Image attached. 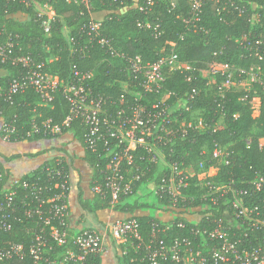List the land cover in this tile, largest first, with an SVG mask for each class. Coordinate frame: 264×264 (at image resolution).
I'll return each instance as SVG.
<instances>
[{"label":"built area","instance_id":"2783aa9c","mask_svg":"<svg viewBox=\"0 0 264 264\" xmlns=\"http://www.w3.org/2000/svg\"><path fill=\"white\" fill-rule=\"evenodd\" d=\"M5 1L33 8L46 30L58 18L54 2L59 0ZM155 1L144 0L134 7L145 13ZM207 1L187 0L190 10L184 21L187 24L200 21ZM217 1L222 3L217 8L219 14L228 7L243 11L234 1ZM74 2L90 10L95 2L123 5L126 0ZM100 25L101 22L93 21L87 27L90 40L108 45L109 39L100 35ZM137 26L146 28L151 24L138 18ZM4 35L0 43V73L5 72L7 65L17 67L18 72L6 86L0 81L3 139L11 141L14 135L20 134L17 116L8 119L4 116L6 104H13L18 95L29 89L38 94L45 106L60 94L69 104L64 124L68 126L74 119H80L85 125L86 147L97 157L93 191L112 207L132 193L136 181L149 166L158 164L161 155L165 157V147L173 146L179 136L188 133L187 128H176L178 119L173 109L176 100L150 102L148 98V94L160 93L164 88L166 68L190 73L195 69L179 58L175 42H170V51L154 62L145 63L140 55L131 58L126 68L128 80L123 82L129 97L126 93L113 97L93 90L91 71L74 66L69 81L45 72L44 63L20 52V35L11 32ZM155 35H158L156 29ZM246 48L249 50V46ZM208 67L223 80L220 84L216 82L220 93L225 87H235L236 72L243 78L251 77L264 89V76L258 66L242 69L229 63L211 62ZM196 94L193 88L187 103ZM165 95L176 93L169 91ZM48 128L51 133H61V125L50 126V119L39 123L34 118L27 135L42 130L46 133ZM223 148L216 143L213 157L223 158L226 163L229 154L227 151L224 155ZM66 164L63 157H58L53 163L41 166L39 173L12 182L0 169V264H101L100 256L106 250L107 240L118 249L124 264L126 261L129 264H264V174H256L245 185L234 180L216 184L208 180L214 175L201 179L197 174L200 184L206 186L202 198L208 205L205 212L192 219L191 225L183 221L163 224L153 221L145 231L138 218L129 216L115 219L105 230L95 227L74 230L70 224V170ZM163 164L165 174L159 183L153 184V190L156 195L166 196L169 205L174 207L186 198L183 189L196 174L177 161ZM222 198L224 207L217 216L209 206L219 204ZM173 226L180 231L173 233ZM15 229L23 230L25 235L21 241L7 237Z\"/></svg>","mask_w":264,"mask_h":264},{"label":"trees","instance_id":"16d2710c","mask_svg":"<svg viewBox=\"0 0 264 264\" xmlns=\"http://www.w3.org/2000/svg\"><path fill=\"white\" fill-rule=\"evenodd\" d=\"M143 1L126 0L123 5L95 2L92 9L88 10L74 0H59L54 2L58 18L46 30L41 26L33 8L19 2L0 0V43L4 41V34H18L20 52L30 54L37 62L44 63L45 72L69 81L74 66H77L93 73L91 86L95 92L118 97L126 93L123 82L128 80L126 68L131 58L140 55L145 63L154 62L170 51V42H175L174 48L179 58L195 69L190 73L166 68L164 88L160 93L148 94L149 101L164 99L173 103L177 98H188L195 88L197 94L189 99V109H180L177 116L181 119L191 111H199L207 128L200 132L189 130L184 137L179 136L173 146L164 148L166 159L169 162L177 161L184 167L202 159L206 166L213 165L216 160L213 149L217 143L227 147L228 162L219 164L218 172L208 178L211 182L224 184L234 180L237 184L245 185V181L254 178L256 174H264V144L260 142L264 138V89L259 88L260 115L256 118L253 116L252 104L257 91L225 87L223 93H220L218 85L209 84L208 79L201 75V70L206 69L211 62H218L242 69L258 66L264 76V0H231L243 11L228 7L222 14L217 10L222 3L208 0L203 8L202 19L188 24L184 21L190 10L187 0H156L145 13H141L134 5ZM138 18L150 22L151 27H138ZM93 21L101 22L99 32L109 39L108 45H102L96 39L90 40L87 27ZM62 26L68 30L67 36ZM246 46H249V50ZM17 72V67L7 65L5 72L0 73V81L6 86ZM218 79L221 80L220 77ZM169 91L176 95L166 96ZM68 112L69 104L60 94L45 106L41 104L38 94L29 89L18 95L13 104L5 105L4 116L7 119L17 116L20 134L14 135L11 141L44 140L58 136L51 133L49 128L46 133L42 130L27 135L34 118L39 123L50 119V126L61 125L62 134L71 133L85 146L84 158L93 166L95 178L97 157L86 147L85 125L78 118L70 125H65ZM220 118L222 123L216 125ZM66 165L69 169V164ZM0 169L9 178L1 162ZM40 171L41 167L35 173ZM165 171L164 165L149 166L136 181L132 193L123 196L113 207L99 194H96L92 204L83 198H80L81 203L87 209L113 208L126 213V217H136L145 231L153 221L160 224L178 221L193 224L192 219L205 212L208 205V201L202 198L206 186L200 184L197 178L199 172L190 177L189 186L183 189L186 198L181 199L177 206H170L166 196L156 194L154 201L142 200L149 193V184L159 183ZM224 200L222 198L219 204H211L209 209L220 216ZM159 210L163 211L162 214L158 213ZM168 212L173 217L167 215ZM178 231L173 226L172 232ZM24 235L23 230L15 229L7 237L21 241ZM126 264L129 262L126 261Z\"/></svg>","mask_w":264,"mask_h":264},{"label":"crops","instance_id":"0c3cea01","mask_svg":"<svg viewBox=\"0 0 264 264\" xmlns=\"http://www.w3.org/2000/svg\"><path fill=\"white\" fill-rule=\"evenodd\" d=\"M51 139L34 141H7L0 130V162L8 171L10 182L28 174L34 173L39 167L53 163L58 157H63L69 164L70 192L69 204L71 209L70 224L74 230L95 227L105 230L117 218L126 217L113 208L87 209L80 198L91 203L96 193L93 191L94 168L84 158L85 146L71 133H57ZM13 156H16L12 158ZM10 157V160L6 158ZM153 184V183H152ZM100 256L101 264H124L118 249L109 244ZM111 255V256H109ZM114 260V262H113ZM113 262V263H112Z\"/></svg>","mask_w":264,"mask_h":264},{"label":"rangeland","instance_id":"374dc122","mask_svg":"<svg viewBox=\"0 0 264 264\" xmlns=\"http://www.w3.org/2000/svg\"><path fill=\"white\" fill-rule=\"evenodd\" d=\"M61 28L64 31L65 35L67 36L68 30L66 29V27L62 26ZM201 75H202V77L208 79V83L211 85H215L216 82H218L219 84L223 82V80L218 79L215 74L210 72L209 67H207L204 70H201ZM233 80L235 81V88L236 89H247L248 91H250V90L257 91L256 92L257 94L253 99L252 107H253V116L256 118L259 117V115H260V104H261L260 95H259V93H260L259 88L261 87V85L258 82L253 81L251 79V77H249V76L244 77L242 79L239 78V74L237 72L234 74ZM173 109H174L176 115H177V111H179L180 109H185V110L189 109L186 99L183 97L177 98L174 105H173ZM179 113L181 114V112H179ZM177 119H178V122L176 124V128L178 130H180L182 128H187L188 131L192 130V131H196V132L199 131L200 132V131H203L207 128L206 122L203 119V117L200 115L199 111H191L190 114L182 117L181 119H179V116H177ZM220 123H222V118H220L219 121L216 122V125H218ZM1 129H2V127H1V123H0V130ZM260 142H261V145H263L264 144V138H261ZM223 150L225 153L224 155H226L227 154V147H224ZM223 162H224L223 158L221 160L216 159L215 163L213 165L206 166L205 160L202 159L199 162L193 161L192 163L188 164L186 167L188 168L190 173L196 174L199 172L198 174H199L200 178L205 179V177H208L210 175H215L219 170V164H221ZM163 163L167 164V163H169V161L166 159V156L163 157V155H161L158 165L162 166V165H164ZM148 192H149L148 194H146L142 197V200L154 201L156 199V196H155V192L153 190V184H149ZM182 209L183 208H181V210ZM179 210H180V208H179ZM162 212L163 211H161V210L158 211L159 214H162ZM167 215H169L170 217H173L172 214H170V212H168ZM109 256H111V255H109ZM113 262H114V260H113ZM113 264H118V263L114 262Z\"/></svg>","mask_w":264,"mask_h":264}]
</instances>
